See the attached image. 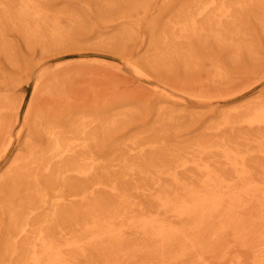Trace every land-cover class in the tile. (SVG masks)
Segmentation results:
<instances>
[{"label": "rangeland", "instance_id": "obj_1", "mask_svg": "<svg viewBox=\"0 0 264 264\" xmlns=\"http://www.w3.org/2000/svg\"><path fill=\"white\" fill-rule=\"evenodd\" d=\"M0 264H264V0H0Z\"/></svg>", "mask_w": 264, "mask_h": 264}]
</instances>
